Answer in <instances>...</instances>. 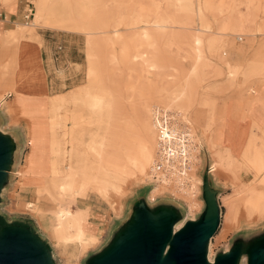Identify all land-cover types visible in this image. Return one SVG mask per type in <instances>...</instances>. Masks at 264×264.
Returning <instances> with one entry per match:
<instances>
[{
    "label": "rangeland",
    "instance_id": "obj_1",
    "mask_svg": "<svg viewBox=\"0 0 264 264\" xmlns=\"http://www.w3.org/2000/svg\"><path fill=\"white\" fill-rule=\"evenodd\" d=\"M16 2L32 15L12 24L7 44L15 51L35 45L39 60H32L26 77L23 61L3 51L0 68L14 70L17 80L28 78L42 92L38 90L35 102L40 114L30 118L8 99L14 93L0 88V96L6 94L2 117L14 131L10 152L15 160L2 180L0 229L19 225L34 233V221L40 219L51 228L54 244L48 246L34 234L55 264L66 259L57 247L65 248L71 264H88L121 232L131 200L151 213L172 209L197 220L206 214L211 197L219 221L210 238V257L218 261L228 250L240 255L239 264H264V173L253 167L256 150L264 154V129L253 118L257 102L263 103L264 0H0V6ZM42 34L52 35L61 46L53 54L57 61H51L50 47L42 46ZM46 79L49 95L73 89L44 100ZM157 87L162 89L158 93ZM223 99L233 101L237 141L247 137L243 157L236 156L237 147L223 143L224 128L216 116V104ZM255 105L257 111L249 117L248 106ZM125 108L141 130L146 160L151 149L155 157L159 146L155 114L165 109L185 125L191 134L192 166L184 182L170 183L167 173L162 179L147 164L118 169L102 159L111 115L117 111L122 122ZM57 112L69 115L68 128L59 125ZM160 129L170 136L168 126ZM48 139L52 159L45 170L42 144ZM55 143L62 147L54 148ZM52 182L64 184L63 201L47 199L46 184ZM252 188L258 193L245 199ZM54 205L72 207V212L94 205L102 211L97 242L86 251L87 245L83 249L75 237L64 240L54 230Z\"/></svg>",
    "mask_w": 264,
    "mask_h": 264
},
{
    "label": "crops",
    "instance_id": "obj_2",
    "mask_svg": "<svg viewBox=\"0 0 264 264\" xmlns=\"http://www.w3.org/2000/svg\"><path fill=\"white\" fill-rule=\"evenodd\" d=\"M23 14H24V7L22 6L20 2H16L15 4L11 3L6 7L0 6V54L3 51H8L9 56H11V58L22 60L24 64V67H23L24 74L26 77H28L29 72L32 71V69H30L31 68L30 64L32 63V60L37 61V62L39 60V54H38V50L36 49V46L33 45L29 47L25 45V46H22L21 50L18 49L17 47V51H15L14 45L11 46L7 44L12 40V28H11L12 24L17 21H20L23 18L22 17ZM61 31H65V30H61ZM66 32H70V31H66ZM39 38H40V42L42 46L50 47L49 49L50 56L52 57L51 61L52 62L57 61L58 57H56L53 54L57 53L56 49L57 48L61 49V46H56L57 43L56 41L52 40V35L42 34L41 37ZM19 48H21V46H19ZM51 48H54L55 50L53 53H51ZM45 51H46V48H45ZM5 56H8V55H5ZM2 69L0 68V88L14 93V95L8 94L7 97H10L8 99H10V101L12 100L14 103H16V105L18 103H22L23 108H25L24 109L25 111L35 110L34 107H37V106L35 104V101L32 102L31 100L33 99L36 100V98L40 94L38 90L42 92V89L40 90V88L34 87L35 85H31L32 82L30 80H27L28 78H25L24 80H20V79L17 80L16 78L17 73H15L14 70L5 71ZM42 70H43V74L45 78V70L43 67H42ZM11 71H13V74L14 73L15 74L13 75ZM49 85H50V81L46 79L45 85L43 88L44 92L42 93V96H44L42 98H44V100L45 99L47 100L48 98H55V99L61 98L62 95L67 94L69 91L73 89L71 88L64 92L54 93V94L49 95L50 93L49 89H51ZM135 92H136V95L140 93L139 90ZM5 95L6 94L4 93L3 95L0 96V102H3ZM261 99L263 103L261 104L260 102H257L258 103L257 107L259 110L258 112L254 113L253 118L264 129V109H262L264 108L263 106L264 105V82H263ZM255 111H257V109ZM19 112L23 115L22 110H20ZM233 112H234V104H233L232 99H223L219 104H216V116L218 117V119L220 120L224 128L223 129L224 131L223 132V140H224L223 143H227L232 148H235V149L237 147L238 151L236 153L237 154L236 156H239L242 150L244 149V147L246 146V143L248 142V140L246 137V138H242L241 141H237L236 125L231 118ZM34 114H40L37 108H36V113H33V115ZM58 114L60 115L59 112H57V115ZM119 115L120 113H118L117 111H115V113L111 115L109 128L107 129V131H105L103 135V141H102L103 145H102V152H101L102 159L104 161H107L109 165H113L118 169H120L121 167L127 166V165H133L134 162L138 160L140 156H142V139H143L140 128L132 120V111L126 108L122 110V113H121L122 122L119 121ZM47 116H50V114H48ZM40 126H41L40 128L41 130H45L43 127L44 125L41 124ZM46 130H48V125H47ZM48 141L49 139L47 140V142ZM50 147L51 146L49 142L42 144V148L44 149L42 152L43 154L42 162H44L45 170L48 167L49 162L52 159L50 156ZM59 147H62V145H58V143H55L54 148H59ZM54 159L58 160L56 156L54 157ZM31 178H35V176H31ZM80 203L81 204L79 205L85 206V204L83 205L84 202H80ZM30 206H32V204H30ZM58 207L59 205L57 206L54 205L55 215H56V211L58 210ZM71 209L73 210L72 207ZM85 210L86 211L81 210V213L79 215V218L84 220V223L82 224L83 233L80 234L78 237H75V239L78 240L79 245L83 249L87 245V249H86L87 251L91 246H93L97 242L98 236L100 235V231L103 232L102 225H103L105 215L102 211H99L98 209H96L94 205L89 206V209H85ZM56 228H57V222L54 228L55 232H57ZM33 229L35 231L34 233H37L43 242L48 244V246L52 247L51 243L53 242L54 237L51 234L52 230L50 227H45L40 219H35ZM59 235L64 240H68L70 238V237L65 238L61 234ZM57 249L61 254L65 255L66 259H65L64 264H71L72 257L69 256L68 254L66 255L65 248L62 247L59 249V247H57ZM81 254L82 253H80L78 256H80Z\"/></svg>",
    "mask_w": 264,
    "mask_h": 264
},
{
    "label": "water",
    "instance_id": "obj_3",
    "mask_svg": "<svg viewBox=\"0 0 264 264\" xmlns=\"http://www.w3.org/2000/svg\"><path fill=\"white\" fill-rule=\"evenodd\" d=\"M11 144L6 147L0 142V183L11 161ZM7 165L4 167V163ZM135 206L140 210L147 208ZM147 213H142L140 223L132 235H126V225L109 247L92 258L88 264H207L204 259V244L210 240L218 226V210L213 199L208 198V209L204 216L188 221L171 240L169 249L162 257L163 248L169 237V219L163 220V226L151 223ZM21 227L34 235L31 240L20 231L10 227ZM9 227V228H8ZM0 239V264H55L46 245L28 229L19 225L3 226ZM238 254H224L215 264H234ZM254 264V263H250Z\"/></svg>",
    "mask_w": 264,
    "mask_h": 264
},
{
    "label": "bare ground",
    "instance_id": "obj_4",
    "mask_svg": "<svg viewBox=\"0 0 264 264\" xmlns=\"http://www.w3.org/2000/svg\"><path fill=\"white\" fill-rule=\"evenodd\" d=\"M194 44L196 46L200 45V38L199 37L195 38ZM155 89H157V93H158V90L160 92L161 87H157ZM252 92H254V91H252ZM31 101L32 102H34V101L36 102L35 99H33ZM1 104H2V102H0V105ZM16 106L19 108L18 109L19 111L22 110L23 114H26L27 116H30V118L38 115V114H34L33 115V113H36V108L37 107H34L35 110H30V111L27 110V111H25L24 110L25 108H23V104L22 103H18ZM248 107H249L248 114H250L249 115V117H250L251 113H254V111L256 109V105L254 107H251V106H248ZM262 109H264V108H262ZM5 111L6 110L0 108V142H1V146H4V147H6L9 142L11 143L12 142L11 140H13V138H14L13 129L8 128L5 125V123H4L2 114L3 113L5 114ZM160 113H161V115H160ZM160 113L155 114L154 118H153V120L155 121V123H154L155 128L157 129V142L159 144V146L157 145V150L158 151L156 150V153H155L156 155L154 157L153 156V149H151L150 155H149L150 157L147 160L144 158L143 155L140 156L138 158V160H136L134 162V164L137 167H139V168L142 167L143 165L147 164V165H150L152 170H155V166H156L155 163L157 161H159V160L164 161V162L168 161V158H169L170 154H173V156L175 155L176 158H177L179 153H181L183 151H186V150L189 151L190 159H191V162H192V158H191V154H192L191 153V147H192L191 134L189 133L188 129L185 127V125L182 126L181 123H178V124L181 125L183 128L179 127L178 124L175 121V118H173V119L171 118L172 114H171L170 111H166L164 109V110H161ZM59 116H61V117H59V119L62 120L59 123V125H61V124L63 125L65 123V126H67V128H68L69 121L71 120V119L68 118L69 115H68V117H66L65 114L62 115L60 113ZM161 126H163L164 128L168 126V128L170 129L169 132H168V133H170V136L169 135L165 136L162 133V129H160ZM173 126H175L177 130H175V128ZM65 128H64V130L62 129V131L66 132ZM245 150L246 149L244 148L238 157H243L244 154H245ZM256 155L258 156V158H254L253 159L254 160L253 167L255 168L256 172H261L262 171L264 173V154L261 155L256 150ZM12 157H13V155H12ZM63 160H64V164H66L67 155L64 156ZM11 161H12V158H11ZM11 161L8 163L9 166L10 165H14L15 160L12 161V162ZM117 162H119V161H117ZM178 163H180V161L175 159V162L171 166L166 164V168L167 169H164V170H162L160 172L162 174L161 175L162 179H163V175L165 173H167L168 174L167 176L169 177V179H167L166 181H169L170 183H171V181L172 182L173 181H175V182L183 181L184 182V180H185V178L187 176L184 177V179H182V177H180V175L178 173L180 171V169L177 167ZM6 165H7V162L4 163V167ZM191 166H192V164H191ZM6 170H4V171H6ZM69 174L70 173L68 171H65V175H69ZM71 178H72V176H71ZM162 181H164V180H162ZM179 184H181V183H179ZM179 184L177 183L176 185H179ZM245 187H246V185H245ZM64 189H65L64 184L57 185V184H55L53 182L52 183H47L46 184V189H45L46 196H47V198L49 200H51V198H53V200L57 201V203H58V201L61 202V201H63V197H64V194H65V190ZM258 189H259V187H258ZM258 189H253V188L250 189V190L247 189L246 194L244 195V198L245 199H252L254 197V195H256L258 193ZM4 190H5V187H4V185H2V182H1L0 183V194L2 192H4ZM81 210L82 209H78L76 212H72V210L69 209L68 206L59 205L58 210L56 211V215H55L56 222H57V228H56L57 233L63 235L65 238L78 237L80 234H82L83 233L82 224L84 223V220L79 218ZM142 213H144V214L147 213L149 215L148 217H149L150 222L155 224L157 227H162L163 226V220L164 219H169V222H170V225H169V237H168V240L165 243V246L163 248L162 257H164L165 254L167 253V251L169 249V246H170V242L173 239V237L181 229H183V227L186 225V223L188 221H195L196 220L194 217H192L190 215L182 216L179 211L175 210V212H174L172 209L160 211V212H157V213H148L147 211H145V209L140 210L137 207H135L134 206V202L131 200L128 203V209H127L126 217L124 219L126 221V224H125L126 225L125 226L126 227V230H125V234L126 235H128V236L132 235L134 230L137 228V225L140 223ZM10 228L14 229V230H17V231H20L21 233L26 235L31 240H35L34 235L26 232V230L22 229L21 227L11 226ZM4 231H5V229L4 230H0V239L2 238ZM210 242L211 241L208 240L204 244V259H205V262L207 264H215V262H216L215 259H212L210 257V254H209L210 253ZM228 253H229L228 250L224 251V254H228ZM239 262H240V255H238V257L234 260V264H239Z\"/></svg>",
    "mask_w": 264,
    "mask_h": 264
},
{
    "label": "built area",
    "instance_id": "obj_5",
    "mask_svg": "<svg viewBox=\"0 0 264 264\" xmlns=\"http://www.w3.org/2000/svg\"><path fill=\"white\" fill-rule=\"evenodd\" d=\"M32 15L31 13V9H28L27 11H25V13L23 14V17L24 18H29L30 16ZM187 144V143H186ZM175 159L179 160L180 163H178L177 167L180 169V171L178 172L180 177H182V179H184V177L187 176V174L190 172V168H191V159H190V153L188 150L186 151H183L181 153L178 154L177 158L176 156L173 154H170L169 158H168V161L164 162V161H157L155 164V171H162L164 169H167L166 168V164H168L169 166H171L174 162H175ZM168 175V174H167ZM153 176V180L155 179L156 180V177L154 175Z\"/></svg>",
    "mask_w": 264,
    "mask_h": 264
}]
</instances>
